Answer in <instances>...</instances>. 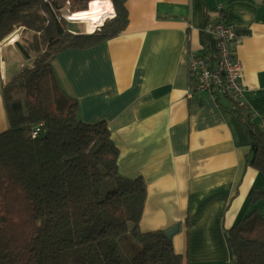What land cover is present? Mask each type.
Instances as JSON below:
<instances>
[{
  "label": "crops",
  "instance_id": "0c3cea01",
  "mask_svg": "<svg viewBox=\"0 0 264 264\" xmlns=\"http://www.w3.org/2000/svg\"><path fill=\"white\" fill-rule=\"evenodd\" d=\"M123 6L127 23L117 36L56 55L47 100L73 98L81 122L108 126L119 174L145 183L141 233L177 225L171 242L182 264H233L227 231L252 212L249 194L264 178L250 165L247 125L264 129V0H124ZM218 7L238 40L239 111L228 98L194 91L188 70L190 55L214 53V38L204 30ZM64 21L67 29L75 26L72 33H93L87 23ZM10 35L0 42V133L9 128L2 90L32 64L14 46L20 33Z\"/></svg>",
  "mask_w": 264,
  "mask_h": 264
},
{
  "label": "trees",
  "instance_id": "16d2710c",
  "mask_svg": "<svg viewBox=\"0 0 264 264\" xmlns=\"http://www.w3.org/2000/svg\"><path fill=\"white\" fill-rule=\"evenodd\" d=\"M68 1L0 0V42L16 29L29 32L14 46L32 59L2 90L9 128L0 133V264H182L165 231H139L145 183L119 174L108 126L81 122L67 96L44 108L41 87L56 55L96 46L127 23L124 0H110L112 19L93 33H72L63 19ZM247 125L250 165L264 175V131ZM107 178L115 188L100 197ZM249 201L252 212L227 231L233 264H264V191L252 190ZM125 234L138 245L132 258L120 247Z\"/></svg>",
  "mask_w": 264,
  "mask_h": 264
},
{
  "label": "built area",
  "instance_id": "2783aa9c",
  "mask_svg": "<svg viewBox=\"0 0 264 264\" xmlns=\"http://www.w3.org/2000/svg\"><path fill=\"white\" fill-rule=\"evenodd\" d=\"M109 5L112 13L108 17H103V21L97 24L94 30L98 29L107 18L114 17L112 4L109 3ZM221 10L218 7L214 11L218 18L208 23L204 30L214 38V53L211 55H190L188 70L189 74L195 79L194 91H209L219 97L228 98L235 105L243 107L244 104L241 98L244 88L241 81V65L234 54L238 40L234 28L222 19ZM74 15L75 13H72L63 16V18L67 22H83L80 18L74 19L76 18ZM37 132L38 129L33 131V137L36 136Z\"/></svg>",
  "mask_w": 264,
  "mask_h": 264
},
{
  "label": "rangeland",
  "instance_id": "374dc122",
  "mask_svg": "<svg viewBox=\"0 0 264 264\" xmlns=\"http://www.w3.org/2000/svg\"><path fill=\"white\" fill-rule=\"evenodd\" d=\"M88 1L86 0H72V1H68L66 2V8L65 11L63 12V15H69L72 13H75V11H80L84 9V4L87 3ZM103 21V20H102ZM88 25V24H86ZM89 26V25H88ZM67 28V25L65 26ZM73 28H75V26H70V28H68L69 30H73ZM76 30V29H75ZM20 33L18 41L20 42V44H24V40L26 38L30 37V33L29 32H25L21 29H16L13 31V33ZM11 36V35H10ZM7 38V37H6ZM46 82L42 84V93H43V98H44V108L47 112L51 111V104L49 103V101L47 99H50V96H47V92H46ZM18 94L21 95L22 91L19 90ZM258 191L262 192V188L264 187V178L260 180V183H258ZM115 188V182L112 178H107L105 180H103V182L101 183L100 189H99V196L103 197L108 191H112ZM261 206V211L264 210V205L262 203H260ZM119 243H120V247L122 249V251L125 252V254L129 257L132 258L134 256V254L136 253V250L138 249V245L136 244V242L133 240V238L129 235V234H125L123 235L120 239H119Z\"/></svg>",
  "mask_w": 264,
  "mask_h": 264
},
{
  "label": "bare ground",
  "instance_id": "6f19581e",
  "mask_svg": "<svg viewBox=\"0 0 264 264\" xmlns=\"http://www.w3.org/2000/svg\"><path fill=\"white\" fill-rule=\"evenodd\" d=\"M84 9L75 12L74 19H82V23L89 25V31H93L97 24L101 23L103 17L112 13L108 0H86ZM71 15V14H69ZM108 19V18H107Z\"/></svg>",
  "mask_w": 264,
  "mask_h": 264
},
{
  "label": "water",
  "instance_id": "95a60500",
  "mask_svg": "<svg viewBox=\"0 0 264 264\" xmlns=\"http://www.w3.org/2000/svg\"><path fill=\"white\" fill-rule=\"evenodd\" d=\"M179 231V226H174L164 232L165 236L171 240L174 234H176Z\"/></svg>",
  "mask_w": 264,
  "mask_h": 264
}]
</instances>
